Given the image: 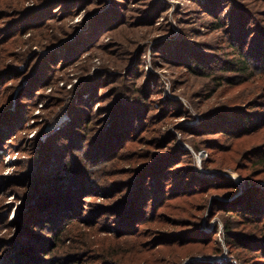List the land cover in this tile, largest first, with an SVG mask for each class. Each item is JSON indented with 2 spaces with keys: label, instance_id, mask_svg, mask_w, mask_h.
<instances>
[{
  "label": "trees",
  "instance_id": "trees-1",
  "mask_svg": "<svg viewBox=\"0 0 264 264\" xmlns=\"http://www.w3.org/2000/svg\"><path fill=\"white\" fill-rule=\"evenodd\" d=\"M85 1L35 0L27 8L23 0L0 3V55L9 60L4 64L1 61L0 74L20 72L24 76V84L15 93L14 88L22 84L18 77L13 76L12 82L7 80L2 86L1 119L8 116L2 110L7 104L16 103L19 108L20 102L29 99L32 86H38L36 91L42 96L43 83L47 85L59 78L53 72L78 60L74 58L78 48H100L102 34L118 31L112 28L133 18V11L144 12L145 17L137 25L128 21L132 34L140 31L139 26L151 27L159 17L161 5L160 0H111L109 5L105 0H95L100 9L85 7L80 21L66 24L67 28L53 27L55 21L72 18L77 5ZM139 2L143 5L136 7ZM194 2L198 14L211 18L205 22L206 29L220 32L216 43L218 48L223 47V52L199 53L198 50L207 49L196 47L194 41L182 34L177 45L183 53L176 54L172 48L167 54L179 56V64L190 73L210 75L219 85L240 78L236 86L248 88L247 83L253 77L259 84L247 99L204 113V123L194 126L201 128L202 133L194 134L185 125L176 127L182 140L194 149L192 152L176 142L170 129L162 131L163 123L172 124V118H186L190 112L180 100L170 99L164 105L160 99H152L153 75L128 91H114L117 97L111 107L99 108L98 112L92 111L81 98V92L102 87L94 74L85 80L79 75L78 82L67 89L69 93L47 95L50 102L56 98V108H62L64 96L74 94L66 104L70 121L46 141L37 135L23 143L33 149H23L24 154L33 155L35 150L41 153L33 158L37 175L26 195L22 222L40 228L38 224L44 220L52 224L58 218L62 221L58 229L49 233L53 241L46 239L41 247L40 260L24 249L18 264H184L190 256L220 253L222 245L243 264H264V189L258 185L264 182V0ZM224 6L229 7L227 15L222 13ZM29 33L21 44L29 46L28 50L38 46L47 52L34 55L19 70L17 62L26 51L10 50L9 45ZM104 45L101 47L107 51ZM146 47L143 43L137 57H131L118 69L125 70L123 82L131 80L141 65ZM207 48L215 50L210 45ZM82 49L81 53L85 51ZM58 50H61L58 67L49 69L47 65L53 64ZM112 62L115 64L110 54L102 63L100 76L111 75ZM40 74L44 78L49 76L47 82L39 81ZM188 99L193 102L191 96ZM156 100L160 103L158 108L154 107ZM188 132L193 133L192 139L185 136ZM209 133L217 135L204 136ZM198 136L196 141L194 137ZM201 149H206L210 156L202 160L204 168L219 159L218 165L226 162L245 177L240 191L228 175L211 177L196 167L193 152ZM109 162L114 164L106 169L111 173L100 178V169ZM47 164L53 166L48 169ZM98 191L103 195L102 201L97 202V197L87 200L92 192ZM81 194L85 199L81 200ZM42 201L50 206L49 212L42 216V221L33 223L41 213L33 212L32 206H41ZM214 217L219 219L221 228L215 221L211 231L206 232L204 221L207 225ZM101 231H106V235ZM54 253L58 255L56 259Z\"/></svg>",
  "mask_w": 264,
  "mask_h": 264
},
{
  "label": "rangeland",
  "instance_id": "rangeland-1",
  "mask_svg": "<svg viewBox=\"0 0 264 264\" xmlns=\"http://www.w3.org/2000/svg\"><path fill=\"white\" fill-rule=\"evenodd\" d=\"M5 1L6 0H0V3L3 4ZM94 1L95 0H87L85 2H80L76 7L77 13L70 18L71 20L67 18L55 21L53 27L56 29H59V27L62 26L67 28V25L80 21L81 17L85 13V7H87V9L94 8V10L100 9L101 6L99 3H94ZM110 1L111 0H105V3L109 5ZM196 1L203 2L205 0ZM34 2L35 0H23V5L27 8V6H31ZM160 3L161 5L157 12V14L159 13V17L151 27L139 26L138 29H140V31H136L135 34H132V24H129L128 21H132L131 23L137 25L140 23L139 21L145 17L144 12L133 11V18H128L125 24L112 28L119 29L118 31H111L106 35L105 33L102 34L99 42L101 46L105 44L104 49H107V51H103L101 46L100 48L95 47L91 50H85L87 46L83 49L82 47L78 48L74 53V58L78 57V60L74 64L64 66L60 71H54L53 74H56L59 78L53 80L52 82L50 81L47 85H45L46 83H43V86L40 89L42 96H38V91H36L38 86H32L30 89L31 93L29 99H24L20 102L21 104H19V108L18 104L15 103L10 106L7 104L6 108L2 109L8 116L3 117L2 119V116H0V263L18 264L19 259L22 257L21 253L24 249H28V251L26 250L27 254H32L38 259V256H42L40 254L42 252L41 247L44 245V242H46V239H49L50 242L53 241L51 234L49 233H53L55 229H58L57 227L62 221L61 218H58L54 224H52L50 221L44 220L38 224V226H41L40 228H36V226H29L26 221L25 223L22 222V216L26 210V195L30 190V185L35 183V177L37 175L33 158L39 157L41 153L40 150H35L32 152L33 155L24 154L25 152L23 149H26V151H31L33 149L30 145H27V143H23H25L27 138L33 139L37 135L40 137L41 141H46L48 137L56 134L58 129L66 126L70 121V115L66 104L71 101L74 94H66L64 96L65 107L63 106L62 108H56L57 106L54 105L56 98L52 99L50 102L46 97L47 95H62L63 93H69L67 92V89L70 88L72 84L78 82L79 75L82 74L84 78L83 80H85L89 74H94L93 78L99 79L100 82L98 83H100V86L102 87H95L93 90L81 92V98L92 111H95L99 108L111 107V102H113L117 97V95L114 94V91H117V93L120 91H128L140 83H143L146 80V77L153 75L150 79V88L151 91H153L152 99H160L164 105L170 99L180 100L190 112L189 117L185 118V116H176V118H172L171 122L176 123L174 125H172L173 123H163L162 131L170 129L176 136V142L182 144L184 148L192 152L194 149L182 140V135L180 131L176 130V127L185 125L191 129L192 132H195L194 134L202 133L201 128L194 126H199L204 123V113L210 109L216 108L217 106H229L232 101H242L247 99L248 95H251L253 88L259 84L256 82V78L253 77L250 78L249 83H247L248 88H244L243 85L236 86V83L240 81V78H232V83L225 81L222 85H219L218 81L210 75L196 76L186 70L184 65L182 66L179 64L181 61L179 56L174 55L175 57H173L167 54V52L171 51L172 48H174V52L176 54L177 51L183 53L182 49L180 50L178 48L179 45H177L181 35L184 34V36H188L190 41H194L193 43L196 47L207 49L204 51L198 50L199 53L209 54L210 52H214L220 54L223 52V47L218 48L216 43L220 32L218 30L208 31L206 29L205 22L207 19L211 20V18H207L204 14L197 13L198 7L195 5L194 0H160ZM142 5L143 2H139L136 7H140ZM228 10L229 7L224 6L222 13L227 15L226 13ZM54 11L55 9L52 10V12ZM110 19L111 17H109V20ZM94 29H98V27ZM29 35L30 33L26 34L21 39H17L9 45L10 50L14 49L17 51L20 49L23 50V52L26 51V53L21 57L22 60L17 62V64H19V70H23L25 68V63L35 57L34 55L47 52L38 46H32L31 50H28L29 46L26 47L24 44H21V41L23 39H27ZM108 41L110 43H107ZM143 43H146L147 47L141 57V65L139 66L138 61L137 66L139 67L135 72H133L130 77L131 80L123 82L122 75H125V70L119 71L118 69L121 65H124V63L127 64L131 57H134V59L137 57L138 48L141 47ZM207 45L212 46L215 50H208ZM81 49L82 51H85L81 53ZM184 50L191 52L190 48H185ZM110 54L115 63L113 64L112 62L113 67L110 69L111 75L100 76L101 73H99V71L102 69V63L108 56H110ZM84 56L87 57L85 58ZM59 57H61V50H58L52 58L53 64L47 65V67L49 69L54 67L57 68V60ZM3 59L4 57H1L0 55V68L1 61H3L2 64L9 61ZM47 67H45V70H47ZM127 69H129V66L126 67V71ZM2 75L3 74H0V95L3 92L2 86L5 84V81L8 80L12 82L13 76L14 79L18 77L19 80L22 81L21 85L14 88L13 93L19 90L24 84V76L21 75L20 72L6 74L5 76ZM39 76V81L41 82H43L41 79H45L44 81L47 82L49 77L44 78V75L41 74ZM256 77L259 78L260 76L256 75ZM181 83L182 86H180ZM64 85L66 88H61ZM182 92L185 94H182ZM188 96L193 98V102H190ZM57 98L61 99L59 96H57ZM159 105L160 103L156 100V102H154V107L158 108ZM43 107H45V110H42ZM27 108H29V110L26 113L25 111ZM7 110L8 112H6ZM15 110H17L16 114L13 113ZM152 111L150 110V113H153ZM36 116L38 117L36 118ZM45 116L48 118H44ZM99 119L100 116L96 119V123ZM26 120L28 123L24 122ZM25 123L26 127L28 126L27 129L25 127ZM208 123H211V121ZM190 135H193V133H185V136L192 139ZM211 135L217 134L209 133L204 136L211 137ZM194 139H196V141L199 140V136L198 138L194 137ZM200 151H203V154L206 153L207 157H200L201 161L198 163L195 157H197L198 152ZM198 152H193L195 165L201 171L208 174V176H225L224 171L231 170L232 173L239 174L242 178H245L236 170H233L230 165L226 164V162H223L222 165H218L217 161L219 159H216L207 168H204L202 160L208 158L210 159L209 153L206 149H201ZM113 165L114 164L112 162H109L103 169H100V178L104 179L106 175H109L111 172H108L106 169H111ZM48 166L49 169L53 165ZM253 182L255 183L256 181H252V183ZM240 189L241 188L238 187V191H240ZM92 194L87 200L92 197H97V202L103 200V195L99 191L92 192ZM95 194L96 196H94ZM82 195L83 194L80 195L81 200L85 199ZM40 204L41 206L38 204H33L32 206L33 212H38V214L41 213L38 215L36 220H32L33 223L42 221V216L49 212L47 210L50 206H47L44 201ZM54 206L58 207L59 205ZM84 208L87 210L88 205ZM82 217H85L84 214ZM215 221L219 223V219L215 217L212 218L207 225L204 221V230L206 232L211 231ZM219 227L221 228L220 223ZM100 233L106 235V231H101ZM218 239L222 240L221 237H218ZM54 255H56V259L58 255L55 253ZM54 255L52 254V256ZM240 260L229 255L225 245H222V252L220 253H201L188 258V261H202L212 264H243ZM25 261H27V259ZM188 261L186 260L184 264Z\"/></svg>",
  "mask_w": 264,
  "mask_h": 264
},
{
  "label": "built area",
  "instance_id": "built-area-1",
  "mask_svg": "<svg viewBox=\"0 0 264 264\" xmlns=\"http://www.w3.org/2000/svg\"><path fill=\"white\" fill-rule=\"evenodd\" d=\"M200 157H207V156H206V153L203 154V151L198 152L197 157H195V158L197 159V162H198V163L201 161V158H200ZM224 174H225V175H228V176H231V177L233 178L235 184H236L239 188H241V187L245 184V179L242 178L239 174L232 173L231 170H225V171H224ZM258 185H260V186L263 187V189H264V182H263V181H260V182L258 183Z\"/></svg>",
  "mask_w": 264,
  "mask_h": 264
}]
</instances>
